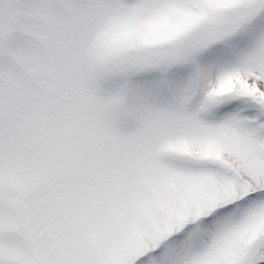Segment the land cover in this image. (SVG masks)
<instances>
[{
  "label": "snow or ice",
  "instance_id": "snow-or-ice-1",
  "mask_svg": "<svg viewBox=\"0 0 264 264\" xmlns=\"http://www.w3.org/2000/svg\"><path fill=\"white\" fill-rule=\"evenodd\" d=\"M0 264H264V0H0Z\"/></svg>",
  "mask_w": 264,
  "mask_h": 264
}]
</instances>
